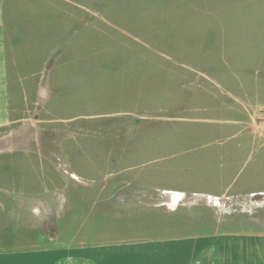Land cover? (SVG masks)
<instances>
[{
    "label": "rangeland",
    "instance_id": "374dc122",
    "mask_svg": "<svg viewBox=\"0 0 264 264\" xmlns=\"http://www.w3.org/2000/svg\"><path fill=\"white\" fill-rule=\"evenodd\" d=\"M33 2L39 73L25 58L13 74L0 136L51 168L50 187L132 219L135 236L149 219L264 223V0Z\"/></svg>",
    "mask_w": 264,
    "mask_h": 264
},
{
    "label": "crops",
    "instance_id": "0c3cea01",
    "mask_svg": "<svg viewBox=\"0 0 264 264\" xmlns=\"http://www.w3.org/2000/svg\"><path fill=\"white\" fill-rule=\"evenodd\" d=\"M35 6L33 0H0V130L15 119L9 98L13 74L39 73L33 61L41 32ZM27 9V16L19 13ZM259 22L263 27V11ZM25 58L30 60L24 69ZM261 60L256 73L264 83V53ZM10 136H0V264H198L210 249L216 251V264H264L260 217L255 229L208 234L200 233L199 222L185 226L149 219L135 236L129 230L132 219H120L98 200L78 198L64 185L50 187L51 168ZM261 197L259 214L264 213Z\"/></svg>",
    "mask_w": 264,
    "mask_h": 264
}]
</instances>
